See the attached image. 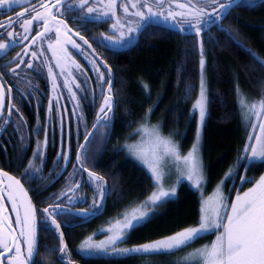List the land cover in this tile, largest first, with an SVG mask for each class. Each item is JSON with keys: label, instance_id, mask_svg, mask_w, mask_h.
I'll list each match as a JSON object with an SVG mask.
<instances>
[{"label": "trees", "instance_id": "obj_1", "mask_svg": "<svg viewBox=\"0 0 264 264\" xmlns=\"http://www.w3.org/2000/svg\"><path fill=\"white\" fill-rule=\"evenodd\" d=\"M107 22H92L91 35L106 31ZM202 33L198 35L150 23L141 31L136 42L127 48L113 49L99 43L97 38L92 39L93 47L101 52L102 62L111 70V92L106 83L105 96H112L113 109L107 113L110 118L107 126L103 120L97 124L96 107L99 103L83 97L81 109L87 124L85 127L81 124L79 129L72 132L71 147L75 156L80 157L77 159L78 165L83 163L86 171L103 178L107 195L101 210L83 215L76 207H69L70 210L64 209L54 215L61 225L58 234L63 233L72 263L177 264L180 261L177 252L87 257L77 252L76 247L83 238L101 232L111 219L122 216L127 208L153 192L151 175L127 148L136 139L141 126L158 123L164 133L179 141L183 153L192 147L197 131V117L192 108L201 83V42L206 61L203 75L208 97L202 143L209 175L208 189L214 188L227 171L239 166L233 187L229 186L232 177L225 181L227 191L230 189V201L233 202L236 192L246 185L242 183L246 174L257 177L264 172V166L259 163L246 166L244 147L250 123L243 118L238 95L243 93L249 105L264 99V66L253 56L255 54L264 61V2L257 0L254 6H248L241 0L239 5L229 10L226 18L212 23ZM48 94L49 88L44 84L43 97L47 98ZM104 116L105 113L100 117ZM30 122V129L34 130L35 120ZM52 130L55 132L49 139L42 167L44 179L48 173L51 176L44 182L30 180L28 174L24 173L36 144L34 140L27 143L25 148V139H13L10 159L13 165H8V170L27 187L39 221L44 224L47 223L42 208L49 209L51 202L48 201L55 196L58 188L65 185L67 177L66 173L57 180L54 178L59 131L57 127ZM36 135L33 134L37 138ZM84 147L85 153L81 155ZM21 163H24L22 168ZM158 205L155 215L130 231L127 239L129 245L168 236L199 222L200 195L187 183L179 187L176 197ZM82 207L85 205L80 204ZM44 231L48 233L51 230L45 228ZM209 237L203 235L194 244ZM54 243L48 234L42 235L40 250L42 253L45 250L51 261L47 249L53 247ZM57 254L54 252L53 259H57Z\"/></svg>", "mask_w": 264, "mask_h": 264}, {"label": "snow or ice", "instance_id": "obj_2", "mask_svg": "<svg viewBox=\"0 0 264 264\" xmlns=\"http://www.w3.org/2000/svg\"><path fill=\"white\" fill-rule=\"evenodd\" d=\"M24 2V10L17 13L16 19L13 20L11 17H9V23L7 25L0 23V28H13L16 24H18L25 33H29L30 26L33 24V21H39L43 19L45 32L50 31V29L47 27L48 20L45 19L43 14L36 11L32 0H24ZM112 2L114 3L115 0H112ZM240 2L241 0H196V2L193 3V0H187V13L168 11L165 14L163 11H153V5L162 9L165 0H152L151 3L149 0H139L140 8H146L148 15L145 16L143 10H137L133 14L140 17L141 20L162 17L163 20L167 22L171 18L173 26L182 24L188 28L194 29L195 32L199 34L204 24L216 23L226 18V16L229 14V9H231L234 5H239ZM256 2L257 0H244V3H246L248 6H254ZM260 2H264V0H260ZM20 3L21 0H0V10L6 7L10 8L13 4ZM90 3L91 0H79L75 7H78L82 10L86 8V15H92L96 10L93 7L88 6ZM29 6H31V11L35 12V15L25 18L26 14H28L30 11ZM41 6L44 7L51 14V18L55 20L56 15L51 12V9H57V11H59L58 6H63L65 10H68L74 5L72 4V0H55V3L51 4V8H49V5L43 3H41ZM204 6H212V11L206 12ZM132 7L136 8L137 4L132 3ZM179 7L183 9L185 8V4H180ZM124 11L127 13L128 8L125 7ZM177 15L183 18L181 22L176 21ZM202 17L206 18L202 19ZM139 27L140 25L137 26V29H129V31H138ZM180 30L183 31L185 29L184 27H181ZM56 31L59 33L58 27ZM17 35L18 34L13 31L7 32V36L9 37L10 41H14ZM38 35L43 36L44 33H39ZM77 35L79 34L77 33ZM23 39H28V36H24ZM33 39H35V37H33ZM56 39L57 43H59L58 36ZM80 39L84 40L83 36H81ZM71 43L73 48L79 49L80 45H78L75 41H71ZM84 43L87 44V41L85 40ZM8 47L9 44L0 42V51H3ZM52 47L53 45L49 44V48ZM32 55L35 56L36 53L33 52ZM253 56L257 62L261 64V66H264V61H261L259 57H255V54H253ZM19 63H26L28 68H32L31 63H27L23 60H21ZM19 63L17 64V67H19ZM205 63L206 61L204 59L203 42H201L199 60L201 70V92L200 97L193 109L194 112L196 110L199 111L200 127L197 130L196 143L193 144L192 149L186 155H182L178 144H176L171 138L160 136L158 127L149 128L145 125L139 130L154 138L155 147H162L164 153L175 158L179 172L177 184H179L181 180L187 179L189 181H193V184L197 190L202 187L203 181V167L199 152V141L201 136V128L207 116L206 88L203 75ZM15 71V69H12L13 73H15ZM108 71L109 78L107 80L104 79L103 73H99V75L101 81L109 85V92H111V70L109 69ZM48 72L49 75L52 76L53 70L51 66H49ZM53 81H55L54 76ZM64 86L68 87L67 80H65ZM79 87L80 85L76 84V88ZM69 91H72L71 88H69ZM8 92L10 93L11 89H8ZM72 95L75 99L76 94L73 92ZM238 95L240 97L239 102L243 118L247 122L251 123L253 117H255L257 122L251 123V126L253 130H255L257 127L260 129L259 135L253 136L252 134H249V143L246 144L244 151L245 153H250V155L246 156L245 159L249 161V167L253 163H259L264 166V123L260 122L261 118L264 117V99L253 102L249 105L246 102L243 93H238ZM6 107H8L9 115H11V107L6 106L5 104L4 87L3 85H0V114H2ZM112 109V96H105L104 104L100 108V112L105 113V116L98 117L97 124H100L102 120H110V118L107 117V113L111 112ZM105 126H107V123H105ZM127 148L130 154L135 155L139 160L148 166L152 177L155 179L156 187L159 189L158 192H154L149 197L144 207H155L158 206L157 202H165V198L172 199L175 193V188H171L169 190L164 189L162 183L163 174L159 171L155 163V153H153V158L150 159L148 154L144 153L138 145H128ZM39 155L40 153L38 150L35 154L36 158H39ZM77 159L79 160L80 157L78 156ZM29 167H31V165ZM233 174V171L229 170L228 174L225 176V179H228ZM89 175L90 177H95L98 182L103 181V178L96 176L95 173H89ZM0 176L7 177L10 182L7 185L8 199L12 204V211L16 213L15 224L20 228L18 235H14L11 221L5 223L8 218L3 214L7 211V209L3 203L4 197L2 194H0V264H5V261H7V264H35V258L38 255L37 230L35 221L36 209L32 207L30 200L27 199V192L23 189V186L19 180L8 176V174L3 171H0ZM243 182L244 181L242 180V183ZM2 184L3 180H0V185ZM222 187L223 181L217 188L216 197L209 198L212 203V207L210 209L207 207L209 201L206 200L202 204L201 217L198 226L183 229L171 236H167L151 243H146L130 249L124 248L120 251L123 253L174 254L176 251L188 247L196 239L201 238L204 234L214 229H222V231H219V234L216 236V240L213 241L210 246L206 245L203 248L197 249L194 253H190L189 256L185 257L184 260L187 261L192 257H196L198 259L196 260L195 264H264V175L260 176V178L255 181L254 186L249 188L248 191L243 192V194L237 193L235 201H233L230 205L225 202V198L222 194ZM99 195L101 199L107 195V190L102 187V184ZM18 199L20 206L23 207V217H21L19 208L17 206ZM98 207V205H94V209ZM56 208H59V205H57ZM55 210L56 209L53 210V213H50L49 209L45 208L43 212L46 213L50 219L49 226L54 228V230L59 231L61 225L57 223L54 217ZM83 215H87V213ZM150 215V213L134 210L131 218L125 216V223L121 229L122 234L110 238L109 243L113 246H118V243L125 239L124 233L146 223ZM45 223H48V220H45ZM60 237V247L57 250L63 255L66 254V245L63 241L62 232L60 233ZM101 246L102 245H99L97 247ZM6 253H13V255L7 256ZM177 264H180V262L178 261Z\"/></svg>", "mask_w": 264, "mask_h": 264}, {"label": "rangeland", "instance_id": "obj_3", "mask_svg": "<svg viewBox=\"0 0 264 264\" xmlns=\"http://www.w3.org/2000/svg\"><path fill=\"white\" fill-rule=\"evenodd\" d=\"M96 5H92L96 11L92 15H88L89 18H91L95 22H107V29L106 31H102L99 35H94L93 38H97L98 42L108 46L113 49H123L131 46L136 42V40L139 37V34L141 31L150 23H156L165 25L172 28H179L184 27L186 32H193L196 33L194 29L188 28L185 25H178L173 26V23L171 22V18L169 21H164L162 17H154L152 19L148 20H141L140 17L134 15L133 13L137 10H143L145 13V16L148 15L147 9H141L139 0H115L113 3L112 0H94ZM259 1V0H258ZM151 3L152 0H149ZM196 0H193V3H195ZM132 3H136L137 7L133 8ZM180 4H185V8H180ZM202 6V5H198ZM128 8V12L126 13L124 11V8ZM206 12L212 11V6H204ZM86 10V9H85ZM230 10V9H229ZM153 11L154 12H165V14L168 11L173 12H188V4L187 0H165V3L163 5V8H158L155 5H153ZM206 17H202V19H205ZM182 17L177 15L176 21L181 22ZM212 23L204 24L201 32L198 34H203L202 32L208 28ZM140 25L138 31H129V29H137V26ZM48 43V41H47ZM46 43L45 47H47L48 51V44ZM98 52L101 54L100 50ZM51 54V53H50ZM49 53L46 54V59H51V63L47 62L45 65L47 76H46V83L47 87L49 88V94L47 98L40 99L41 105L44 107V117H41L39 120H37V124L34 128V130L30 129V125H27L28 130L26 133L20 135L22 138V141L24 139L26 142L23 144V146L26 148L27 143L29 144L31 140L35 141L34 149L32 151V155L29 158V161L27 162L24 173L26 172L28 174V178L30 180H38L39 183H42L45 181L46 178L51 176V173L46 174V178L44 179L43 175V164L45 162V156L47 155V148L49 139L53 137L52 133L55 132V130H52L54 127L58 128L59 131V142H58V150L57 155L54 163V168L56 171H54L55 180H57L61 174H66V183L65 185L60 189L58 188L57 192L55 193V196L50 198L48 202H51L49 211L53 213V210H55L54 215L59 214L62 210H70L69 207H76L78 211H80L82 214L90 213L95 210H101L103 206V199H101L99 192L100 187L102 184V187L105 189V182L104 180L102 182H98L95 177H90L89 171H86L85 165H78L77 163V154L73 153V149L71 147V135L72 132L75 131V129H79L80 125L82 124L84 127L86 126L85 121V115L84 112H82L81 109V101L83 97L86 99H93V101L98 102L96 107V115L97 117H100L101 113L100 108L104 104V97H105V86L106 83H103L100 79L99 73L104 74V79L107 80L109 77L108 69L105 67L104 63L95 57L89 49L86 47L84 43L80 44L79 49H76L75 52L69 56V58H66L64 61H57L55 58H53ZM94 62V63H93ZM49 66L52 67V76L49 75L48 68ZM98 69V70H97ZM63 73V74H61ZM53 76L55 77V81H53ZM65 80L68 81V87H65ZM205 80V88H206V100H208L207 97V82L204 75ZM76 84H79L80 87L76 88ZM69 88H71V92L69 91ZM76 94V98H73L72 93ZM201 92V86L199 89L198 96L194 102L192 111L194 109V106L196 105ZM194 112V111H193ZM194 113H196L197 117V130L200 127V119H199V111L196 110ZM207 115H208V108H207ZM83 117V118H81ZM207 119V116H206ZM205 119V122H206ZM104 124L109 122V120L102 121ZM204 122V124H205ZM255 117H253L251 123H256ZM261 123H264V117L260 120ZM250 123V128L247 134V141L246 144L249 143L248 137L249 134H252L253 136L260 134V129L257 127L255 130H253ZM19 121H17L16 128H19L22 130V127L18 125ZM204 124L201 128V136L199 141V152L201 156L202 161V167H203V181H202V187L197 190V188L194 186L193 181H189L187 179L181 180L179 184H177V180L179 178V172L177 167V161L174 157L164 153L163 148H157L155 147V141L153 137H150L148 134L139 131L141 127L138 129L137 137L135 140H132L128 145H138L141 150L148 154L149 158H153V153H155V163L159 169V171L163 174V186L165 190H169L171 188H175V193L172 198L176 197L178 195L179 187L183 183H187L191 188L198 191L200 195V217H201V207L204 201H209L207 207L210 209L212 207V203L209 200V198H215L217 193V188L219 185H221V182L223 181V187H222V194L225 198V202L227 204H231L230 201V194L229 190L227 191V186L225 184V176L228 174V171L224 175V177L216 183L215 187L212 189H208L209 186V175L208 170L206 166V162L204 160L203 156V128ZM57 125V126H55ZM147 127H158L159 134L161 137L165 138H171L176 144L179 145V150L182 155H186L189 151L186 153H183L181 151L180 143L179 141L172 137L170 134H166L163 132L162 128L158 123H152V124H145ZM143 125V126H145ZM25 128V129H27ZM78 132V131H77ZM33 134H37V138L33 136ZM34 137V138H33ZM40 137V139H39ZM197 138V131L194 139V143H196ZM46 142V143H45ZM193 143V144H194ZM254 143V141H253ZM193 146V145H192ZM246 146V145H245ZM245 149V147H244ZM39 150V158H36L35 154ZM86 147H84L83 151L81 152V155L85 153ZM245 156L250 155V153H245ZM132 155V154H131ZM133 158L142 165L147 172L151 175V172L149 171V168L146 164H144L141 160H139L135 155H132ZM63 157V158H61ZM83 161V160H82ZM81 161V162H82ZM31 165V167H29ZM249 166V161L247 160L246 166ZM70 167V168H68ZM84 167V168H83ZM239 166L236 167L235 170H233L232 180L230 181V188L233 187V182L235 181V175L238 173ZM264 175V172L255 177L254 175L246 174L243 181L246 183L243 189L240 191H237L234 197L236 198L237 193L243 194V192L248 191L249 188L254 186V183L256 180L260 178V176ZM152 177V175H151ZM229 177V178H231ZM16 180H19L21 185L23 186V189L27 192V199L30 200L32 207L35 208L32 197L25 186V184L21 181L20 178L14 176ZM152 181L154 184L153 192L150 193L148 196L150 197L154 192H158L159 189L156 187L155 179L152 177ZM53 182V180H52ZM10 182L7 179L6 184L8 185ZM6 185V190L7 189ZM143 198L139 201H137L133 206L127 208L123 215L120 217H115L110 220L109 223L104 225L101 230V232L96 234L88 235L87 237L83 238L77 245L76 250L80 254L87 256V257H120V256H127L130 254H141V255H147L152 253H123L122 249L124 248H133L138 247L140 245L151 243L156 240L163 239L167 236L156 238L147 242L138 243V244H131L129 245L127 243V239L129 237L130 231H127L124 233L125 239L118 243V246H113L109 243L110 238L116 235H121V229L123 228V225L125 223L124 217L127 216L131 218V215L134 210L143 211L146 213H150L151 215L149 218L153 215H155L158 211V206L155 207H144L146 202L148 201L149 197ZM168 200L165 198V201ZM160 204V202H157ZM80 204H84L85 207L80 208ZM59 205V208H56V206ZM79 205V207H78ZM87 205V206H86ZM94 205H98V208L94 209ZM17 206L19 208V211L21 213V217H23V207L20 206L19 199L17 201ZM44 206L42 208V212L44 210ZM230 211V209H229ZM44 213V212H43ZM44 221L48 220V223L45 224L49 227V236L50 238H53V241H55V245L51 248H48L49 256H53L54 252L58 253L57 255H60L61 261L63 264H71L69 260L71 259V253L69 252L68 247L66 246V254H61L57 249L60 247V234H58V231L54 230V228L50 227V219L48 218V215L44 213ZM47 216V217H46ZM200 222V218H199ZM199 222L197 224L188 226L189 227H196L199 225ZM183 228V229H186ZM181 229V230H183ZM179 230V231H181ZM177 231V232H179ZM219 231H222V229L219 230H212L204 235H210V237L205 240L198 242L194 244H190L186 250L182 251H176L178 253V256L180 258V264H195L196 260L198 258L192 257L191 259L185 261L184 258L189 256L190 253H194L197 249L203 248L206 245H211L213 241L216 240V236L219 234ZM176 233V232H175ZM173 233V234H175ZM171 234V235H173ZM168 235V236H171ZM99 245H102L101 247H97ZM184 249V248H183Z\"/></svg>", "mask_w": 264, "mask_h": 264}, {"label": "flooded vegetation", "instance_id": "obj_4", "mask_svg": "<svg viewBox=\"0 0 264 264\" xmlns=\"http://www.w3.org/2000/svg\"><path fill=\"white\" fill-rule=\"evenodd\" d=\"M78 2L79 0H72L74 6L68 10H65L63 6H58L59 11L51 9V12L56 15V19L53 20L51 14L41 6V3L47 4L51 8V4H54L55 0H32L36 11L43 14L45 19L48 20L47 27L50 29L48 32H45L43 19L33 21L29 33H25L18 24L13 28H0V37H2L0 42L9 44L7 49L0 51V85L4 87L5 104L11 107V115H9L8 107L0 114V171L6 172L10 177H14L8 170V165H13L10 160L14 146L13 139L20 138V135L26 133L28 130L27 125L31 123L30 120L34 119L37 124V120L44 117V107L41 105L40 99L44 98L43 86L46 83L47 76L45 65L47 62L51 63V59H46V54L51 53L50 55L59 62L64 61L76 50L72 47L71 41H75L80 45L86 40L87 44H84L89 51L98 59H102V55L93 47L91 26L92 22L95 21L86 15V8L82 10L75 7ZM92 5H96L94 0H91L88 6L91 7ZM24 7L25 2L21 0L20 4H13L10 8L6 7L0 10V23L7 25L9 17L15 20L17 13L23 11ZM29 7L30 11L25 18L35 15V12L31 11V6ZM57 27L59 33L56 31ZM8 31L18 34L14 41L9 40ZM39 33H44V35L40 36ZM24 36H28V39H23ZM57 36L59 43H57ZM81 36L84 40L80 39ZM46 43L48 46L49 44L53 45L52 48H48V51L45 47ZM33 52L36 53L35 56L32 55ZM21 60L31 63L32 68H28L26 63H19ZM18 63L19 67H17ZM12 69L16 70L15 73L12 72ZM8 89H11L10 93ZM17 121H19L18 125L22 127V130L16 128ZM22 166H24V163H21V168ZM7 179V177L0 176V180H3V184L0 185V194L4 197L3 203L7 209L3 215L8 218L5 223L11 221L13 234L18 235L20 228L15 224L16 213L12 211L8 191L5 189ZM35 221L38 242V255L35 258V264H63L60 255L56 256L57 259H53V256L50 255L51 261L46 251L44 250L45 252L42 253L40 250L42 235L48 234L49 236V232L45 233L44 231L45 228L49 229V227L39 221L36 213ZM6 255L11 256L13 253H6ZM69 262L75 264L71 260ZM5 264H7V261H5Z\"/></svg>", "mask_w": 264, "mask_h": 264}]
</instances>
